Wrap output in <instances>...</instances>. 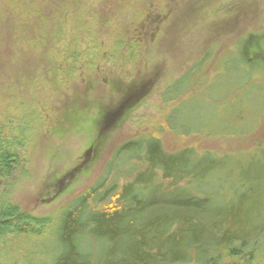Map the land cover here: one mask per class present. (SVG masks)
Masks as SVG:
<instances>
[{
  "label": "trees",
  "instance_id": "16d2710c",
  "mask_svg": "<svg viewBox=\"0 0 264 264\" xmlns=\"http://www.w3.org/2000/svg\"><path fill=\"white\" fill-rule=\"evenodd\" d=\"M146 1L109 0L108 9L104 0H3L8 42L15 37L24 45L17 49L31 51L39 66L29 61L31 69L21 67L20 81L10 76L9 89L0 92L6 96L5 103L0 99V182L15 175L48 118L28 95L17 102L15 88L36 85L39 91L42 85L59 94L70 84L117 80L124 98L111 114L115 119L139 104L142 95L136 89L160 80L154 60L160 58L166 13L148 11ZM246 36L255 46L256 37ZM243 55L248 63L256 56L248 50ZM107 63L130 68L133 78L108 73L102 68ZM138 76L144 82L136 88ZM131 151L144 170L119 186L116 178L123 177L125 168L117 164L119 174L106 186L116 170L114 161ZM114 161L103 180L67 206L49 230L46 220L18 207L2 210L0 245L12 247L7 238L12 236L24 264H264V201L255 202L264 196V185L226 201L201 184L212 168L203 156L168 153L153 136L124 145ZM163 181L170 183L164 186ZM110 198L109 206L90 205Z\"/></svg>",
  "mask_w": 264,
  "mask_h": 264
},
{
  "label": "rangeland",
  "instance_id": "374dc122",
  "mask_svg": "<svg viewBox=\"0 0 264 264\" xmlns=\"http://www.w3.org/2000/svg\"><path fill=\"white\" fill-rule=\"evenodd\" d=\"M104 1L108 9L115 4ZM146 2L148 11H164L166 16L164 37L157 47L160 58L154 60L161 78L142 88L140 76L133 81L142 95L138 105L111 118L124 92L118 95L122 88L117 80L106 83L98 75L95 84L82 83L84 75L82 84H70L59 94L42 85L39 91L36 85L25 91L14 89L17 102L28 95L33 101L29 103L39 106L48 118L34 135L18 171L0 182V216L5 208L18 207L46 220L48 229L67 206L103 180L121 147L146 136L157 138L168 153L203 156L212 168L201 184L226 201L264 185V0ZM3 4L0 0V92L9 89L11 78L21 79V67L31 69L29 61L39 66L31 51L17 49L24 45L15 37L8 42ZM248 33L256 37L255 46L248 43ZM245 49L256 54L252 63L245 61ZM102 68L133 78L124 66L117 69L107 63ZM5 97L1 93L4 103ZM114 162L116 170L106 186L119 174L117 164L125 168L123 177L116 178L119 186L133 181L145 167L134 159L133 151ZM261 197L255 202L264 201ZM111 202V198L103 203L95 199L90 205L100 209ZM7 238L12 247L0 245V264H24L14 250L13 237Z\"/></svg>",
  "mask_w": 264,
  "mask_h": 264
}]
</instances>
